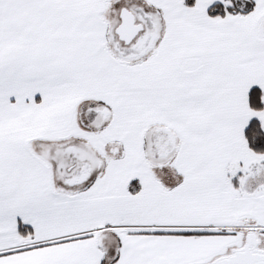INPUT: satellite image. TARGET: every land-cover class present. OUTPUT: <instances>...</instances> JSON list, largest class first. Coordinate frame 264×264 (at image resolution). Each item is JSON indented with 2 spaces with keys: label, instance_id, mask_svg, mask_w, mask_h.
I'll return each mask as SVG.
<instances>
[{
  "label": "snow or ice",
  "instance_id": "1",
  "mask_svg": "<svg viewBox=\"0 0 264 264\" xmlns=\"http://www.w3.org/2000/svg\"><path fill=\"white\" fill-rule=\"evenodd\" d=\"M0 264H264V0H0Z\"/></svg>",
  "mask_w": 264,
  "mask_h": 264
}]
</instances>
